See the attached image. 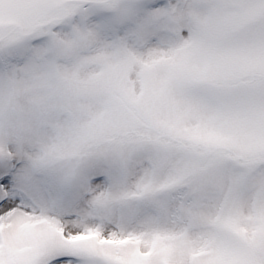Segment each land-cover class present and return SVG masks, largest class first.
<instances>
[{
	"label": "snow or ice",
	"instance_id": "obj_1",
	"mask_svg": "<svg viewBox=\"0 0 264 264\" xmlns=\"http://www.w3.org/2000/svg\"><path fill=\"white\" fill-rule=\"evenodd\" d=\"M0 264H264V0H0Z\"/></svg>",
	"mask_w": 264,
	"mask_h": 264
}]
</instances>
